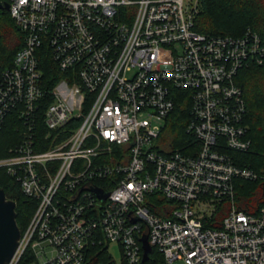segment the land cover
Masks as SVG:
<instances>
[{
	"label": "built area",
	"instance_id": "1",
	"mask_svg": "<svg viewBox=\"0 0 264 264\" xmlns=\"http://www.w3.org/2000/svg\"><path fill=\"white\" fill-rule=\"evenodd\" d=\"M201 3L0 0L22 36L0 71V133L19 124L0 170L35 204L9 264H86L111 244L140 264L143 241L142 264H264V206L235 205V181L264 173L234 156L251 146L236 78L264 45L251 28L198 32ZM178 99L189 139L160 147Z\"/></svg>",
	"mask_w": 264,
	"mask_h": 264
},
{
	"label": "trees",
	"instance_id": "2",
	"mask_svg": "<svg viewBox=\"0 0 264 264\" xmlns=\"http://www.w3.org/2000/svg\"><path fill=\"white\" fill-rule=\"evenodd\" d=\"M195 28L203 34L232 36H238L246 28H251L261 37L264 45V0H202ZM21 45L22 36L8 12L0 11V71L11 66L13 56ZM40 63L43 79L53 84L58 74L47 53L42 56ZM236 83L242 90L246 104L244 124L251 146L234 156L238 165L264 173V61L261 65H251L240 71ZM185 102L178 99L174 112L167 120L166 127L174 135L170 143L172 148H181L189 139L186 133L188 113ZM18 126L15 118L5 123L0 133V158L5 157L9 148L18 142ZM0 186L6 198L15 202L16 222L22 232L32 216L35 204L22 195L18 184L3 170H0ZM235 189L236 208L249 215H257L264 206V182L237 180ZM153 211L158 214L161 212ZM218 224L220 221L215 227ZM110 261L105 248L92 247L88 250L86 264H108Z\"/></svg>",
	"mask_w": 264,
	"mask_h": 264
},
{
	"label": "water",
	"instance_id": "3",
	"mask_svg": "<svg viewBox=\"0 0 264 264\" xmlns=\"http://www.w3.org/2000/svg\"><path fill=\"white\" fill-rule=\"evenodd\" d=\"M2 7L0 6V9ZM8 7L5 6V9ZM97 195L104 199L106 194L96 190ZM20 227L16 222L15 202L6 198L4 190L0 186V264H9L20 240ZM143 259L140 264L147 260L150 247L143 241Z\"/></svg>",
	"mask_w": 264,
	"mask_h": 264
},
{
	"label": "rangeland",
	"instance_id": "4",
	"mask_svg": "<svg viewBox=\"0 0 264 264\" xmlns=\"http://www.w3.org/2000/svg\"><path fill=\"white\" fill-rule=\"evenodd\" d=\"M167 123H168V121L166 122V126H167ZM166 126H165V129L162 132L160 138L158 140H156V143L160 147H165V148L168 147L170 145V143L172 142V140L174 139V135L170 133L169 128H167ZM181 144H182V142H181ZM236 192H237V189H236ZM107 254L110 257V260H112L115 264H123L122 254H121L120 248L117 245H115V244L109 245L107 248Z\"/></svg>",
	"mask_w": 264,
	"mask_h": 264
}]
</instances>
